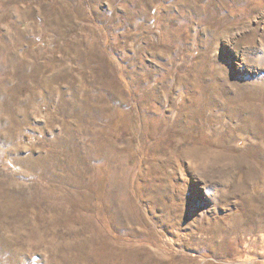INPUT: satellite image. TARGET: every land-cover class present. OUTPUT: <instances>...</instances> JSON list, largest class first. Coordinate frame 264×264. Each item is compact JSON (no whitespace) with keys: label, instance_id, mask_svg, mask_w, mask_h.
Masks as SVG:
<instances>
[{"label":"rangeland","instance_id":"1","mask_svg":"<svg viewBox=\"0 0 264 264\" xmlns=\"http://www.w3.org/2000/svg\"><path fill=\"white\" fill-rule=\"evenodd\" d=\"M0 264H264V0H0Z\"/></svg>","mask_w":264,"mask_h":264}]
</instances>
